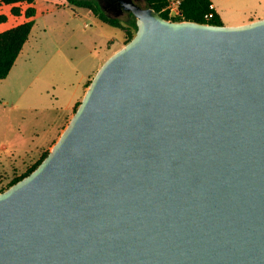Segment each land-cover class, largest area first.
<instances>
[{
	"label": "water",
	"instance_id": "obj_1",
	"mask_svg": "<svg viewBox=\"0 0 264 264\" xmlns=\"http://www.w3.org/2000/svg\"><path fill=\"white\" fill-rule=\"evenodd\" d=\"M121 2L135 36L0 193V264H264V18Z\"/></svg>",
	"mask_w": 264,
	"mask_h": 264
},
{
	"label": "rangeland",
	"instance_id": "obj_2",
	"mask_svg": "<svg viewBox=\"0 0 264 264\" xmlns=\"http://www.w3.org/2000/svg\"><path fill=\"white\" fill-rule=\"evenodd\" d=\"M135 1L147 6L145 0ZM101 2L103 10L124 25L134 20L131 12L109 11ZM222 2L228 24L238 23L250 10L254 16L264 15V0ZM35 7L32 38L9 76L0 80V191L52 150L82 102L84 88L88 90L95 77L92 73L83 88L86 76L96 69L95 58L103 52L102 39L121 34L119 28L88 16L87 8L69 0H37ZM4 10L10 13V8ZM18 20L11 16L2 28ZM125 44L126 35L122 42L111 40L108 54L112 56Z\"/></svg>",
	"mask_w": 264,
	"mask_h": 264
},
{
	"label": "trees",
	"instance_id": "obj_3",
	"mask_svg": "<svg viewBox=\"0 0 264 264\" xmlns=\"http://www.w3.org/2000/svg\"><path fill=\"white\" fill-rule=\"evenodd\" d=\"M70 3L75 4L80 8H87L91 10L102 21L110 24L113 27L120 28L125 32L126 44L129 43L135 36L138 26L136 23V17H134L129 25H124L119 18L110 17L104 10L99 0H69ZM146 7H150L159 12L165 19H169L166 7L169 0H145ZM36 0H0L1 5H13L11 11L14 15L22 14L21 5L17 4H29L24 14L28 20L22 24L14 26L8 30L0 32V80L6 79L11 70L13 69L17 59L19 58L25 44L30 38L33 26L35 24L34 17L36 16L37 9L34 6ZM212 0H181V9L183 11V17L176 19V21H194L204 24L224 25V22L219 13L216 10L211 9ZM210 11L214 12V17L206 19L205 15ZM7 21V15L0 14V23ZM125 44V45H126ZM81 103L78 104V107ZM77 107V109H78ZM77 111V110H76ZM50 151L44 152L42 157L32 165L21 176L14 178L7 188L0 191L4 192L12 185L16 184L23 178L30 175L37 167L44 161L49 155Z\"/></svg>",
	"mask_w": 264,
	"mask_h": 264
},
{
	"label": "crops",
	"instance_id": "obj_4",
	"mask_svg": "<svg viewBox=\"0 0 264 264\" xmlns=\"http://www.w3.org/2000/svg\"><path fill=\"white\" fill-rule=\"evenodd\" d=\"M37 1V0H36ZM24 4H26V3H24ZM35 4H36V2H35ZM35 4H34V6H35ZM212 4L214 5V7H215V10L217 11V13H219L220 14V16H221V18H222V20H223V22H224V24H226V25H240V24H245V23H249V22H251V21H254V20H257V19H260V18H264V15H262V16H254V14L252 13V11L250 10V11H248V12H245L243 15H241L240 17H239V22L238 23H233V24H228L226 21H225V18H224V9H225V6H224V2H222V0H212ZM17 5H21V7H22V9H23V11H22V14L21 15H14L13 13H12V11H11V9H12V7H13V5H1L0 6V14H5V15H7V21L11 18V16H16V17H18L20 20H18V22H16L15 24H13L14 26H17V25H19V24H22V23H24V22H26L27 20H28V18L25 16V14H24V12H25V10L27 9V7L29 6V4H26V7L25 8H23V4H17ZM5 8H10V13H8V12H6L4 9ZM37 9V8H36ZM74 11H75V13H77L78 14V12H77V10H75L74 9ZM1 12H4V13H1ZM76 14V15H77ZM88 16H92V17H95V18H98L99 20H101L99 17H97L91 10H89L88 9ZM34 20H35V17H34ZM7 21H5V22H3V23H0V32H3V31H5V30H8V29H10V28H12V27H14V26H12V27H10V28H2L3 26H4V23H6ZM102 21V20H101ZM104 22V21H103ZM35 27H36V20H35V24H34V26H33V29H32V32H31V35H30V38H32V34H33V32H34V30H35ZM120 29V28H119ZM121 30V34L119 35V36H112V38H110V39H108V40H105L104 39V41H103V39H102V51L103 52H101L100 54H98V56L95 58V64L97 65L96 66V69L94 70V71H92V69H91V71L89 72V74L86 76V80H85V82H84V84H83V88H84V85H86V83H87V79L92 75V73L93 74H95L96 75V73L99 71V69L101 68V66L107 61V59L110 57V54H108V50H109V46H108V43L111 41V40H119V41H121L122 42V40L123 39H125V33H124V31L122 30V29H120ZM30 38H29V40L27 41V43L25 44V46H24V48H23V50H22V52H21V54H20V56H19V58L17 59V61H16V63H15V65L18 63V61L20 60V58H21V56H22V54H23V52H24V50H25V47H26V45L28 44V42L30 41ZM106 46V48H107V51H105V50H103V48ZM105 49V48H104ZM113 50V49H112ZM115 50H113V52H114ZM14 65V66H15ZM14 68V67H13ZM86 87V86H85ZM86 92H87V88H84V91H83V95H82V97H84L85 96V94H86Z\"/></svg>",
	"mask_w": 264,
	"mask_h": 264
},
{
	"label": "built area",
	"instance_id": "obj_5",
	"mask_svg": "<svg viewBox=\"0 0 264 264\" xmlns=\"http://www.w3.org/2000/svg\"><path fill=\"white\" fill-rule=\"evenodd\" d=\"M211 9L215 10V7L213 4H211ZM166 11L168 12L169 19L170 21H176L178 18L183 17V11L181 9V0H169ZM214 17V12L210 11L205 15L206 19H211Z\"/></svg>",
	"mask_w": 264,
	"mask_h": 264
},
{
	"label": "flooded vegetation",
	"instance_id": "obj_6",
	"mask_svg": "<svg viewBox=\"0 0 264 264\" xmlns=\"http://www.w3.org/2000/svg\"><path fill=\"white\" fill-rule=\"evenodd\" d=\"M100 4L102 3L101 1L103 0H99ZM105 3L107 4L105 7L107 10L109 11H113L115 13H121L123 8V4L121 2V0H104Z\"/></svg>",
	"mask_w": 264,
	"mask_h": 264
}]
</instances>
